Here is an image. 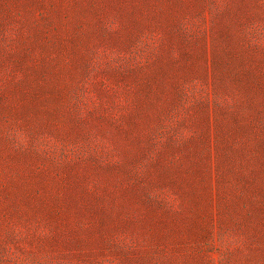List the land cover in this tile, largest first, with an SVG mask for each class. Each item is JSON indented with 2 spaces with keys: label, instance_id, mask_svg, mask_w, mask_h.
I'll return each instance as SVG.
<instances>
[{
  "label": "rangeland",
  "instance_id": "1",
  "mask_svg": "<svg viewBox=\"0 0 264 264\" xmlns=\"http://www.w3.org/2000/svg\"><path fill=\"white\" fill-rule=\"evenodd\" d=\"M0 264H264V0H0Z\"/></svg>",
  "mask_w": 264,
  "mask_h": 264
}]
</instances>
